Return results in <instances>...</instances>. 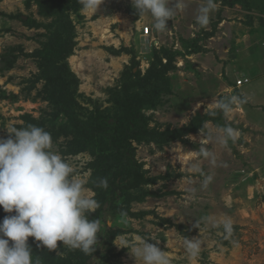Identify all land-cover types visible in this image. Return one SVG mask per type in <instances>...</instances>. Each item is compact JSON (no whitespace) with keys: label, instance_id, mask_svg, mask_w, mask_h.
Instances as JSON below:
<instances>
[{"label":"rangeland","instance_id":"374dc122","mask_svg":"<svg viewBox=\"0 0 264 264\" xmlns=\"http://www.w3.org/2000/svg\"><path fill=\"white\" fill-rule=\"evenodd\" d=\"M184 2L158 32L131 0H105L88 14L77 0H0V137L3 128L43 127L98 202L88 217L101 221L96 251L61 243V254L43 248L48 264H137L127 248L142 240L158 241L170 264H264V0H215L206 27L195 20L202 0ZM145 27L158 49L142 48ZM242 77L249 83L237 89ZM231 96L245 102L227 115L211 104ZM96 112L118 119L123 137H138L127 151L146 179L139 188L122 192L127 160L70 122ZM224 125L239 131L235 143L205 138L199 154V129L214 136ZM6 215L0 208V222ZM202 217L231 218L232 236L193 228ZM198 236L189 260L184 241Z\"/></svg>","mask_w":264,"mask_h":264},{"label":"clouds","instance_id":"9594fccd","mask_svg":"<svg viewBox=\"0 0 264 264\" xmlns=\"http://www.w3.org/2000/svg\"><path fill=\"white\" fill-rule=\"evenodd\" d=\"M104 2L77 0L80 11L86 14L96 13ZM131 4L140 17H150L153 30L158 32L167 30L168 21L185 9L184 0H131ZM215 7V0H202L195 17L200 27L209 24ZM244 102L240 97L231 96L213 98L211 104L227 115L234 105ZM3 129L7 131V138L0 137V208L8 215L0 222V264H38L33 260L29 238H34L38 248L57 254H61L57 251L61 243L84 254L95 252L101 236V221L88 217L98 207V202L87 194L85 181L74 174L67 160L53 149L51 134L32 124ZM239 134L230 125L218 127L214 136L210 131L199 129V154L206 155L205 138L224 148L229 141L235 143ZM175 158L179 161V157ZM211 179L210 175L205 176L202 186L207 187ZM95 183L97 187H108L107 178H98ZM202 223L222 227L225 239L234 231L228 217L222 224L212 221L211 217H202L195 221L193 228L199 229ZM150 241L142 240L127 248L137 264H170L160 243ZM232 243L235 245L236 241ZM184 245L191 260L200 251L201 239L199 236L185 239Z\"/></svg>","mask_w":264,"mask_h":264},{"label":"trees","instance_id":"16d2710c","mask_svg":"<svg viewBox=\"0 0 264 264\" xmlns=\"http://www.w3.org/2000/svg\"><path fill=\"white\" fill-rule=\"evenodd\" d=\"M62 53L57 52V59H60ZM111 119L108 116H104L99 112L89 114L85 120L78 121L76 117H71L70 122L77 129H83L81 133L85 136L90 143L94 144L97 148L101 144L105 145V150L111 152L112 156H117L121 159H126L128 166L125 168V172H122L123 180L128 179V182L124 186L122 192H127L139 188L142 184L146 182L144 175L139 169H137V163L133 160V156L128 154V149L130 148L128 141L130 139L138 138L133 133L126 134L125 137L122 136V125L118 119H114L113 122H110ZM134 121V119L132 120ZM85 125V126H83ZM117 194L112 190V198L116 200ZM113 210H118L121 213H128V209L123 208L121 205L117 208L113 205ZM116 210V211H117ZM114 230H111L109 234L110 240L108 243H111L115 238ZM29 245L32 248V256L34 262L38 261V264H48L49 262L48 255L45 253L43 248H38L34 238H29Z\"/></svg>","mask_w":264,"mask_h":264},{"label":"built area","instance_id":"2783aa9c","mask_svg":"<svg viewBox=\"0 0 264 264\" xmlns=\"http://www.w3.org/2000/svg\"><path fill=\"white\" fill-rule=\"evenodd\" d=\"M153 35V30H151L150 27H145L144 29H142L141 32V37H142V48L146 47V49H149L150 51L152 49H158V47H160V43L158 42V40L152 36ZM246 83H249V78L247 77H242L239 78L236 81V88L240 89L241 87H243Z\"/></svg>","mask_w":264,"mask_h":264}]
</instances>
